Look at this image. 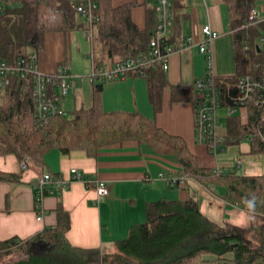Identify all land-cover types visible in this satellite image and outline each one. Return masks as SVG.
<instances>
[{
    "label": "trees",
    "instance_id": "trees-1",
    "mask_svg": "<svg viewBox=\"0 0 264 264\" xmlns=\"http://www.w3.org/2000/svg\"><path fill=\"white\" fill-rule=\"evenodd\" d=\"M170 1L172 25L162 40L173 45L181 35L186 14L185 0ZM223 1L235 29L236 71L219 75L216 80L224 91L234 93L242 75L258 72L255 66L264 73V43L260 40L264 22L245 26L255 0ZM90 2L94 4L91 19L85 13ZM158 2L147 1V25L140 29L132 18L136 0L117 6L112 0H0V59L16 63L24 57L39 55L48 32L69 34L89 29L94 69L108 70L127 59H148L150 43L159 32ZM107 65L111 67L106 68ZM131 74L146 79L155 112L161 108L166 88L171 89L173 102L190 100L195 107L199 93L194 86H171L160 62L147 61L122 78ZM118 79L121 78L91 81L93 96L89 106L54 114L41 122L35 113L31 80L12 75L10 84L0 87V155L14 154L20 161L31 156L43 162L52 149L62 153L82 149L94 156L103 146L137 140L158 154L176 157L181 169L170 175H182L222 188V196L243 209L244 198L255 196V222L248 227L220 224L201 211L195 194L186 199L164 197L149 201L145 221L132 225L129 234L117 240L115 251L105 253L69 241L66 233L70 215L59 203L55 226L26 240L13 236L0 241V259L19 249L28 253L26 258L6 260L2 264H264V172L245 176L223 169L217 173L214 168L200 166L185 139L168 133L153 118L139 111L105 110L101 103L103 86ZM54 81L49 86L58 93L57 80ZM261 115L259 107L249 105L235 115L225 116L224 142L246 139L251 151L264 153V141L256 134ZM0 180L17 181L19 174L0 170ZM43 243L47 245L42 246Z\"/></svg>",
    "mask_w": 264,
    "mask_h": 264
},
{
    "label": "crops",
    "instance_id": "crops-1",
    "mask_svg": "<svg viewBox=\"0 0 264 264\" xmlns=\"http://www.w3.org/2000/svg\"><path fill=\"white\" fill-rule=\"evenodd\" d=\"M133 1L112 0V3L117 6ZM136 1L137 4L132 8V18L140 29H144L147 25V1L149 4L151 0ZM254 7L264 15V0H255ZM183 11L186 18L182 21L180 37L173 43L177 49L171 52L169 69L166 71L169 84L193 87L197 79L207 74L209 57L212 58V69L217 76L234 73L235 29L230 23L227 4L223 0H185ZM205 24H210L219 35L202 52L200 48L205 41L202 26ZM83 36L90 42L91 50V39L84 31L69 34L62 31L48 32L44 47L38 55L39 68L51 73L65 67L75 76L89 75L93 69V60L90 51L83 50L88 45ZM80 83L78 90L81 97L78 104L74 102L71 110L89 106L92 102V82L89 87H86L85 80ZM171 95V89L166 88L161 108L155 112L149 101L146 79L131 74L106 82L101 93V103L105 110L139 111L153 118L168 133L185 139L200 166H220L225 171L245 176L264 172V153L251 151L250 142L246 139L226 142L216 153L198 142L193 102H173ZM220 114L222 125V120H226L225 110ZM239 157L243 159L241 164H238ZM72 168L81 170L83 178H75ZM180 169L181 164L175 156L158 154L137 140L103 146L94 156H89L82 149L69 153L52 149L45 155L43 162L32 159L25 168L21 167L20 160L14 154L0 155V170L19 174L17 181L0 180V241L13 236L26 240L55 226V210L62 203L70 215V228L66 233L69 241L76 246L98 248L111 253L115 251L117 240L126 237L132 225L145 221L149 201L164 197L186 199L192 194L197 196L200 209L206 216L220 224L237 226L244 209L237 203L227 201L222 196V188L203 184L193 178L185 180V187L171 186L165 177L177 174ZM45 173L64 178L69 183L62 190L56 189L54 185L49 186L43 201L46 213L38 220L33 184ZM88 177L106 180L111 190L109 197L97 202L94 186L86 182Z\"/></svg>",
    "mask_w": 264,
    "mask_h": 264
},
{
    "label": "built area",
    "instance_id": "built-area-1",
    "mask_svg": "<svg viewBox=\"0 0 264 264\" xmlns=\"http://www.w3.org/2000/svg\"><path fill=\"white\" fill-rule=\"evenodd\" d=\"M93 3H89V9L85 13L92 18L91 8ZM159 13V32L151 41L149 49V58L127 59L119 62L108 70L92 69L89 74L90 81L103 80L110 78H122L129 71H134L143 66L147 61L160 62L164 70L169 69V57L175 48L171 43L163 42L162 38L170 32L171 21V1L159 0L157 4ZM264 22V15L257 7H254L247 18L245 26L254 25ZM202 32L205 37L201 45V51L205 52L209 45H212L219 33L213 29L210 24L202 26ZM89 37L92 36L91 29L85 32ZM264 42V34L261 36ZM183 46V45H182ZM208 72L205 76L196 80L195 90L199 93L198 100L195 103V134L198 142L205 144L213 153H216L224 145V136L218 133L220 128V110H225V116H232L239 112V109L249 105L259 107L261 115L260 127L257 130V136L264 141V73L260 72L258 65L255 68L258 72L246 73L238 81L236 91L228 93L224 91L216 80V73L212 69V58L207 60ZM14 74L26 78L32 82L33 96L35 100V113L41 122H45L54 114H66L62 106V98L70 89L76 88L75 75L65 67H60L54 72H43L38 65V55L33 54L30 57H24L16 63H10L0 59V87L10 84L11 77ZM59 87V92H53L49 84L55 82ZM250 139V137H248ZM32 160L31 156H25L20 165L25 168ZM243 161L242 157L238 158V164ZM215 172L222 173L223 168L217 166ZM71 172L77 179H82L84 173L78 168H72ZM164 177V174H161ZM168 183L174 187L185 185L188 178L182 175H169L165 177ZM88 184H92L96 191V201L100 202L110 195V186L108 182L100 178L88 177ZM69 181L64 178L54 177L51 173H45L39 176L33 186L35 190V208L37 219L41 220L46 213L44 206V197L49 190L50 185L56 189L62 190L68 186Z\"/></svg>",
    "mask_w": 264,
    "mask_h": 264
},
{
    "label": "rangeland",
    "instance_id": "rangeland-1",
    "mask_svg": "<svg viewBox=\"0 0 264 264\" xmlns=\"http://www.w3.org/2000/svg\"><path fill=\"white\" fill-rule=\"evenodd\" d=\"M78 35L80 33H77ZM77 34H73V36H76ZM82 38H84L86 41H87V46L84 47V51L87 50V51H91L89 48H90V42L83 36ZM75 80L78 84H76L77 86V89L76 88H73V89H70L68 91V93L63 96L62 98V106L63 108L67 111V113H71V110L72 108H74V102L76 104H78V101L81 97V92L78 90V88L81 86V80H85L86 82V87H89V85L91 84V82L89 81V75L87 74L86 76H82V75H76L75 77ZM89 95V94H88ZM71 110V111H70ZM223 109L220 110V113H222ZM220 123H221V120L219 119ZM224 123L220 126V128L218 129V133L220 135H225L226 132H227V124H226V120H222ZM129 234V233H128ZM28 255V253L23 250V249H19V250H15V252H13L11 255H7V256H4L0 259V264H2L3 262H5L6 260H17V259H21V258H26Z\"/></svg>",
    "mask_w": 264,
    "mask_h": 264
},
{
    "label": "clouds",
    "instance_id": "clouds-1",
    "mask_svg": "<svg viewBox=\"0 0 264 264\" xmlns=\"http://www.w3.org/2000/svg\"><path fill=\"white\" fill-rule=\"evenodd\" d=\"M53 15L56 14L53 13ZM243 204L244 210L241 213V219L237 223L238 227H243L249 223L255 222L256 220L257 198L255 196L245 197Z\"/></svg>",
    "mask_w": 264,
    "mask_h": 264
},
{
    "label": "water",
    "instance_id": "water-1",
    "mask_svg": "<svg viewBox=\"0 0 264 264\" xmlns=\"http://www.w3.org/2000/svg\"><path fill=\"white\" fill-rule=\"evenodd\" d=\"M42 246H46L47 245V243H43V244H41Z\"/></svg>",
    "mask_w": 264,
    "mask_h": 264
}]
</instances>
